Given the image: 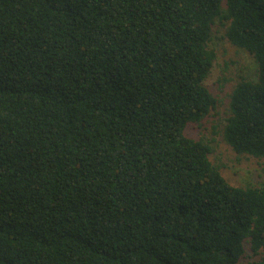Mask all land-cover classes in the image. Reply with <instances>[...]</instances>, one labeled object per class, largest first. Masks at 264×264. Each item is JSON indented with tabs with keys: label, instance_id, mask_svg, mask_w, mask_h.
<instances>
[{
	"label": "trees",
	"instance_id": "1",
	"mask_svg": "<svg viewBox=\"0 0 264 264\" xmlns=\"http://www.w3.org/2000/svg\"><path fill=\"white\" fill-rule=\"evenodd\" d=\"M216 23L257 66L222 138L264 159V0H0V264H264V183L185 134Z\"/></svg>",
	"mask_w": 264,
	"mask_h": 264
},
{
	"label": "rangeland",
	"instance_id": "2",
	"mask_svg": "<svg viewBox=\"0 0 264 264\" xmlns=\"http://www.w3.org/2000/svg\"><path fill=\"white\" fill-rule=\"evenodd\" d=\"M223 27L214 26L210 46L216 56L205 84L218 99L216 108L200 122L191 123L185 134L201 139L211 147L210 159L220 166L226 180L236 185H261L264 183V159L236 154L222 138V127L229 114V94L242 77L256 78L257 66L253 57L223 38Z\"/></svg>",
	"mask_w": 264,
	"mask_h": 264
}]
</instances>
